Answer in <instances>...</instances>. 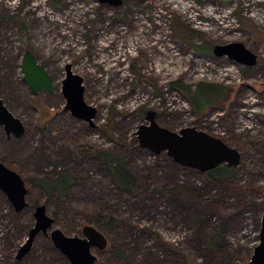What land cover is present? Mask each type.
<instances>
[{
    "label": "rangeland",
    "instance_id": "374dc122",
    "mask_svg": "<svg viewBox=\"0 0 264 264\" xmlns=\"http://www.w3.org/2000/svg\"><path fill=\"white\" fill-rule=\"evenodd\" d=\"M234 41L256 54L254 64L212 54L214 45ZM25 50L51 76L52 93H30L20 68ZM66 64L97 110L94 127L63 109ZM174 81L190 95L199 84L222 93L201 94L203 103L219 100L195 112ZM0 98L25 129L15 137L0 127V159L54 219L17 259L33 208L15 212L0 190V264H70L49 232L81 236L84 224L108 241L103 250L91 249L94 264L249 260L264 210V0H122L116 7L99 0H0ZM148 109L171 131L192 126L220 138L239 151L240 162L213 179L166 151L140 147L136 132ZM98 149L124 158L136 198L109 188ZM62 169L74 177L63 196L50 185Z\"/></svg>",
    "mask_w": 264,
    "mask_h": 264
},
{
    "label": "water",
    "instance_id": "95a60500",
    "mask_svg": "<svg viewBox=\"0 0 264 264\" xmlns=\"http://www.w3.org/2000/svg\"><path fill=\"white\" fill-rule=\"evenodd\" d=\"M114 7L122 0H99ZM212 54L218 57L227 56L234 61L252 65L256 61V54L250 51L242 42L234 41L226 44H216L212 47ZM20 68L23 80L32 95L41 91L52 93L54 85L51 76L29 50L22 54ZM65 75L60 83V92L64 98L63 109L76 119L83 120L91 127L95 126L94 119L97 110L84 101V86L82 78L73 73L71 65L66 64ZM156 113L152 109L145 111L144 119L136 132L139 146L147 148L155 154L166 151L173 162L192 169L207 172L215 167L226 164L235 167L240 162V153L223 140L212 136L195 127H184L178 132L160 126L156 120ZM0 127L7 136L21 137L24 133L22 121L14 116L0 98ZM0 190L6 195L15 212H19L29 203L26 201L27 189L22 177L13 169L0 162ZM34 222L27 233L25 241L19 246L16 258L21 259L31 248L34 238L42 233L47 234L54 219L46 212L44 204H37L33 208ZM81 236H67L59 228H53L49 237L70 264H94L96 256L91 252L93 247L103 250L107 246V239L101 231L91 224H84ZM258 244L246 264H264V210L260 217Z\"/></svg>",
    "mask_w": 264,
    "mask_h": 264
},
{
    "label": "trees",
    "instance_id": "16d2710c",
    "mask_svg": "<svg viewBox=\"0 0 264 264\" xmlns=\"http://www.w3.org/2000/svg\"><path fill=\"white\" fill-rule=\"evenodd\" d=\"M172 87L176 89L187 101H189L195 112H198L205 105L211 104V102L216 103L219 100V98L216 100L210 98V100H207L205 103H203L200 98L201 94H210L215 90H217V93L219 94L222 93L221 88L211 84H199L197 87V91L193 95L189 94V89L187 86L181 84L178 81H174L172 83ZM102 128L107 131L108 123L102 125ZM86 150L92 151L93 149L86 146ZM95 152L97 153L99 159L102 161L106 171L108 172L110 179L108 183L110 184V187H108L111 188L112 191L118 192L122 198H136L138 196L136 178L127 168L124 158L118 157L116 154L103 149H98ZM0 161L3 162V159H0ZM232 168L233 167H229L226 164H221L214 169L207 171L206 174L213 179H220L227 176L228 174H231ZM73 181L74 177L71 175V173L67 169H62L59 174L53 180H51L50 185L57 190L59 195L63 196L67 194V191L68 189H70ZM26 197L29 198L28 207L30 209L39 204V200L31 197L28 193Z\"/></svg>",
    "mask_w": 264,
    "mask_h": 264
},
{
    "label": "flooded vegetation",
    "instance_id": "af4514ba",
    "mask_svg": "<svg viewBox=\"0 0 264 264\" xmlns=\"http://www.w3.org/2000/svg\"><path fill=\"white\" fill-rule=\"evenodd\" d=\"M40 93V92H39ZM61 93V92H60ZM37 95V94H36ZM4 103V102H3ZM12 113V112H11ZM13 114V113H12ZM15 116V115H14ZM1 162V161H0ZM3 163V162H2ZM4 164V163H3ZM27 195V194H26ZM28 202V201H27Z\"/></svg>",
    "mask_w": 264,
    "mask_h": 264
}]
</instances>
